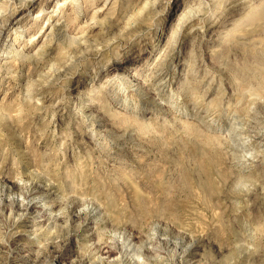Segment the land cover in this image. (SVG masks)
Masks as SVG:
<instances>
[{
    "label": "rangeland",
    "instance_id": "1",
    "mask_svg": "<svg viewBox=\"0 0 264 264\" xmlns=\"http://www.w3.org/2000/svg\"><path fill=\"white\" fill-rule=\"evenodd\" d=\"M131 262L264 264V0H0V264Z\"/></svg>",
    "mask_w": 264,
    "mask_h": 264
},
{
    "label": "bare ground",
    "instance_id": "2",
    "mask_svg": "<svg viewBox=\"0 0 264 264\" xmlns=\"http://www.w3.org/2000/svg\"><path fill=\"white\" fill-rule=\"evenodd\" d=\"M43 109H44V107H43ZM45 109H46V107H45ZM242 159V158H241ZM29 205V204H28ZM158 229V228H157ZM127 238V237H126ZM125 238V239H126ZM139 238V237H138ZM137 237H133V236H130L129 238H127L126 240L124 239V244L126 245V246H134L135 245V243H134V241L136 240V239H138ZM164 240V239H163ZM168 240V239H167ZM117 241V240H116ZM122 241H123V239H122ZM139 241V240H138ZM149 241H150V239H149ZM171 243V242H170ZM116 244V243H115ZM122 244H123V242H122ZM107 245V244H106ZM177 245H179V244H177ZM124 246V245H123ZM133 247H131V249H132ZM130 249V248H129ZM183 249V248H182ZM103 250V249H102ZM133 250V249H132ZM114 253V249H112L111 247H106L105 248V251H104V254L102 253V255L103 256H101V257H99V259L100 260H102L103 262H104V260L106 261L107 259H109L110 260V257H111V255ZM116 253V252H115ZM156 253V252H155ZM98 256H100V255H98ZM97 257V256H96ZM114 257V256H113ZM140 258V257H139ZM99 260V261H100ZM98 261V260H97ZM112 262V261H111ZM101 263V262H100ZM131 264H132V262H131Z\"/></svg>",
    "mask_w": 264,
    "mask_h": 264
}]
</instances>
